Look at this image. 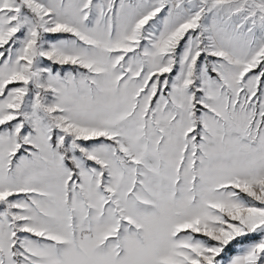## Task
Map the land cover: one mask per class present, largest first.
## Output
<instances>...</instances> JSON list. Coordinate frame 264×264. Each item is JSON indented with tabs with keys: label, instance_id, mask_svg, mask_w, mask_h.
Masks as SVG:
<instances>
[{
	"label": "snow or ice",
	"instance_id": "obj_1",
	"mask_svg": "<svg viewBox=\"0 0 264 264\" xmlns=\"http://www.w3.org/2000/svg\"><path fill=\"white\" fill-rule=\"evenodd\" d=\"M0 264H264V0H0Z\"/></svg>",
	"mask_w": 264,
	"mask_h": 264
}]
</instances>
